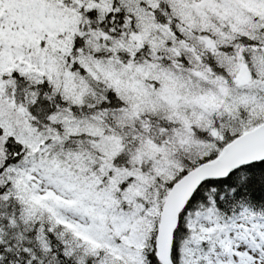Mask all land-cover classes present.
<instances>
[{"label":"snow or ice","instance_id":"6c2138e0","mask_svg":"<svg viewBox=\"0 0 264 264\" xmlns=\"http://www.w3.org/2000/svg\"><path fill=\"white\" fill-rule=\"evenodd\" d=\"M0 264H264V0H0Z\"/></svg>","mask_w":264,"mask_h":264}]
</instances>
